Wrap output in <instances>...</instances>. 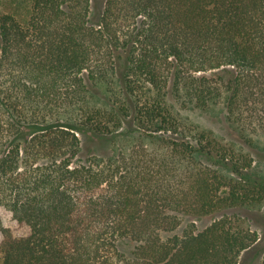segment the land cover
Returning a JSON list of instances; mask_svg holds the SVG:
<instances>
[{
	"label": "trees",
	"instance_id": "1",
	"mask_svg": "<svg viewBox=\"0 0 264 264\" xmlns=\"http://www.w3.org/2000/svg\"><path fill=\"white\" fill-rule=\"evenodd\" d=\"M26 8L0 11V210L16 222L0 215V264H241L261 236L229 215L168 234L184 215L263 203L264 178L186 126L166 86L264 132V0H106L96 23L92 0ZM128 117L160 147L75 163L82 134Z\"/></svg>",
	"mask_w": 264,
	"mask_h": 264
},
{
	"label": "rangeland",
	"instance_id": "2",
	"mask_svg": "<svg viewBox=\"0 0 264 264\" xmlns=\"http://www.w3.org/2000/svg\"><path fill=\"white\" fill-rule=\"evenodd\" d=\"M30 2L31 0H0V11L9 10L12 7H19V10L24 11ZM105 2L106 0H92L93 22L96 23L100 20ZM166 88V100L169 107L173 109L174 113L178 115L186 126L197 125L202 129L211 130L222 143L248 153L254 159L253 167L248 174L255 178H264L263 131L243 130L241 126L229 119L223 104H212L206 107L197 106L194 102H190L184 94L178 98L171 85L170 88L169 86H166ZM90 97L92 103L105 105L104 85L93 86ZM166 133L170 134V132ZM164 134L162 135L164 136ZM81 136L82 144L78 154L75 156V163H84L96 157L112 154L115 144L116 146L120 144L119 146L122 147L124 153L130 152L132 147L135 146L137 148L142 144L146 145L150 150L161 145L157 140L148 139L133 117L124 119L122 126L112 134L100 137L93 133H87ZM172 137L179 140L183 139L182 136L173 135ZM162 143L164 144V142ZM0 215L7 224L13 227L16 226V222L11 219L10 212L1 209ZM225 215H229L244 225L259 231L261 239L253 247L243 252L241 264H260L264 257V202L254 206L228 208L213 215L202 216L197 219L184 215L179 227L168 234L177 232L182 234L187 228H192L198 232L215 219ZM2 238L3 234L0 231V240Z\"/></svg>",
	"mask_w": 264,
	"mask_h": 264
}]
</instances>
